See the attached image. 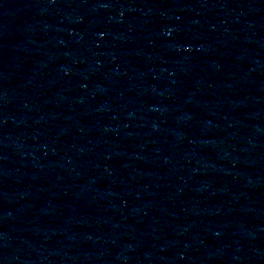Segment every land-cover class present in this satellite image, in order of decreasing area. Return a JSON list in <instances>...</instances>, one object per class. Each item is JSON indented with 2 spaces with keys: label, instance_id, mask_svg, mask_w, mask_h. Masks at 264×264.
<instances>
[{
  "label": "water",
  "instance_id": "95a60500",
  "mask_svg": "<svg viewBox=\"0 0 264 264\" xmlns=\"http://www.w3.org/2000/svg\"><path fill=\"white\" fill-rule=\"evenodd\" d=\"M0 264H264V0H0Z\"/></svg>",
  "mask_w": 264,
  "mask_h": 264
}]
</instances>
